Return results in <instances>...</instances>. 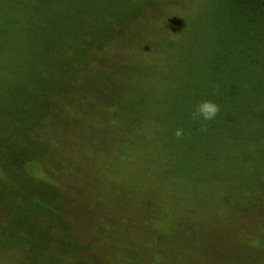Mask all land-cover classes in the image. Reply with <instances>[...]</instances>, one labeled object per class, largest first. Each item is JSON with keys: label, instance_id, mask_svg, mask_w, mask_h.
<instances>
[{"label": "trees", "instance_id": "obj_1", "mask_svg": "<svg viewBox=\"0 0 264 264\" xmlns=\"http://www.w3.org/2000/svg\"><path fill=\"white\" fill-rule=\"evenodd\" d=\"M173 1L0 0V264H264L228 231L264 215V0H197L165 70L126 81L142 66L114 46ZM75 138L131 146L143 201L61 162ZM150 182L175 208L168 233L139 217L158 209Z\"/></svg>", "mask_w": 264, "mask_h": 264}, {"label": "rangeland", "instance_id": "obj_2", "mask_svg": "<svg viewBox=\"0 0 264 264\" xmlns=\"http://www.w3.org/2000/svg\"><path fill=\"white\" fill-rule=\"evenodd\" d=\"M196 1L197 0H175L173 2H168L164 5L159 14L152 16L153 18L148 19L139 17L138 21H135V23L131 25L127 24L126 28L131 39L123 43L119 40L114 47L119 50L128 61L135 65L139 64V66H142L143 71L140 75L132 74L130 76H124L126 81L133 82V80L136 81V79H143L144 81V79H148L152 76V70H154V76L156 75L155 72L159 70V67L165 70L162 65L169 57L167 54L168 45L176 42L179 38L177 36L181 35L180 33H182L183 29L190 22L189 19L193 17ZM187 38H190V35L187 36ZM158 43L160 44L158 45ZM188 58L190 60L191 56H185L186 60H188ZM75 140L77 142L76 138ZM73 141L74 139L71 141L72 145L74 144ZM53 142L57 143L54 138ZM130 150H126L124 145L114 142L109 150L97 151L93 150L88 142L84 140L83 142H77L75 154L69 153L66 149H62L59 154L64 158L61 162L71 163L75 166L76 162L80 161L82 157V165H85L86 169L84 168L85 172L79 171L78 173L81 177L85 178V176H89L90 179L99 180L97 181L98 183L96 182L98 187L95 189L100 191V193L110 191L109 194L111 197H117L121 192H125L127 195H130L131 203L135 202L139 204V201L140 203L143 201L141 200L142 195L139 192V188L141 185L144 186L147 184V181L145 178H140L136 175L138 173L146 175V172L137 168L132 162L129 155ZM43 169L47 170L48 167H44ZM137 170L143 172H137ZM76 178L77 180L79 179L77 173ZM131 179L133 181H131ZM73 180H75L73 182L77 183L76 179ZM84 184L89 186L88 183L84 182ZM149 189L152 190L151 193L155 192V196H152V198L158 203V209L157 205L150 206L151 215H140L139 217H144L142 223L146 224V227L151 229L153 234L168 233L167 227L171 217H174L175 208L164 201L168 199L161 196L160 192H157L159 188L154 183H149ZM100 193H96V195L101 196ZM249 215H251V213H246V215L241 216L242 220L246 219V221H249L248 223L252 224L251 227L241 224V220L238 222V219H236V222L234 218L233 221H228L230 222L228 223V231L235 228L237 230L235 233L236 238L239 240H245L247 238L256 258L262 259L264 258V215L261 214L254 217L253 222L251 219L247 220ZM214 216L216 220H219L218 218L221 217V215H207V218L210 217L213 220L215 219ZM126 233L129 234V231ZM100 250L106 251L104 252L103 258L106 262L111 253L110 249H107V245H102ZM211 256L213 255L209 256V264H214L216 260ZM161 257L162 254L156 252L152 254L149 261L151 263H155L156 261L160 262ZM216 257L218 258L219 255L217 254ZM227 258H229L230 262L232 261L231 264H237L234 262V257L228 256ZM227 258H224L223 264H225ZM112 260L117 261L115 264H125L121 260Z\"/></svg>", "mask_w": 264, "mask_h": 264}, {"label": "clouds", "instance_id": "obj_3", "mask_svg": "<svg viewBox=\"0 0 264 264\" xmlns=\"http://www.w3.org/2000/svg\"><path fill=\"white\" fill-rule=\"evenodd\" d=\"M217 111H218L217 106L210 101H204L198 106V112L205 120L213 119ZM176 134L179 136L180 132L177 131Z\"/></svg>", "mask_w": 264, "mask_h": 264}]
</instances>
